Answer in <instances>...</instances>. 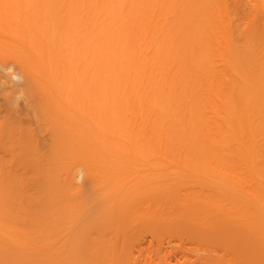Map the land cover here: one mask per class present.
<instances>
[{
    "label": "bare ground",
    "instance_id": "bare-ground-1",
    "mask_svg": "<svg viewBox=\"0 0 264 264\" xmlns=\"http://www.w3.org/2000/svg\"><path fill=\"white\" fill-rule=\"evenodd\" d=\"M0 264H264V0H0Z\"/></svg>",
    "mask_w": 264,
    "mask_h": 264
}]
</instances>
